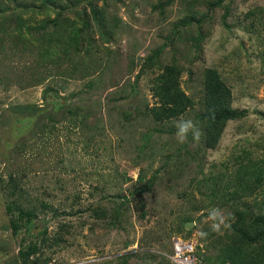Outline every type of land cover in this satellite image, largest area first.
<instances>
[{
	"label": "rangeland",
	"instance_id": "1",
	"mask_svg": "<svg viewBox=\"0 0 264 264\" xmlns=\"http://www.w3.org/2000/svg\"><path fill=\"white\" fill-rule=\"evenodd\" d=\"M29 1L0 0V264H21L20 253L40 243L49 264H170L174 239L189 242L200 264H221L234 211L264 209V0H93L114 28L111 39L89 17L79 55L54 56V67L38 65L41 49L25 53L12 34L18 15L56 31L57 13L25 12ZM81 16L60 19L71 24L62 25L61 38L83 27ZM160 47V67L181 68L191 105L156 122L152 87L160 68L145 61ZM207 69L231 89L232 108L247 112L226 124L213 150L200 119ZM16 105L34 113L16 117ZM188 120L200 134L194 139L190 129L181 143L177 133ZM140 187L145 192L137 194ZM36 194L69 213L43 212ZM26 198L37 218L16 235V212L6 207L30 209ZM212 210L224 219L219 231L211 228L219 222ZM250 250L263 252L261 245Z\"/></svg>",
	"mask_w": 264,
	"mask_h": 264
},
{
	"label": "trees",
	"instance_id": "2",
	"mask_svg": "<svg viewBox=\"0 0 264 264\" xmlns=\"http://www.w3.org/2000/svg\"><path fill=\"white\" fill-rule=\"evenodd\" d=\"M38 4H34L33 1H29L26 4L27 11L36 12L35 10L43 8V13L48 15L49 11H54L57 13V17L54 20H51V25L55 27L56 31L54 33L45 32L47 28V23L45 20L31 21L29 17L21 18L17 16V25L12 32L16 34V44L23 43L25 53H29L32 50V47L41 49L37 52H41L38 56L41 60L38 61V65L47 61V64H51L53 67L56 66L54 61V56H59L60 60L67 56L69 51L75 53L78 56L80 50L79 47L82 44L79 43V38H81V33L84 32V28L89 27L88 18L96 23L99 28V32L102 33V38L109 41L111 36L114 33V28L109 29L107 25V20L104 16V13L96 5H94L93 0H81L82 3L86 5V8L91 12V16H87V9L84 12L78 10V1L76 0H60L56 5V2L53 0H35ZM79 1V3L81 2ZM221 1H216L209 5L211 9L219 7ZM5 9L0 10V16H4L6 13ZM79 12L81 16V22L83 27L78 29H72L71 32L67 33L65 37L61 38L63 28L70 27L71 24L65 22L66 13ZM194 17L185 19L183 25H191L193 23ZM37 22V23H36ZM199 23V19L195 21ZM75 26V25H74ZM83 28V29H82ZM39 35H35L39 31ZM74 33V34H73ZM73 34V35H72ZM4 34H0V43L4 38ZM26 38V39H25ZM65 39L59 44V48H56L61 40ZM82 39V38H81ZM44 40H47V44L44 43ZM36 43H39L36 44ZM55 44V50L49 51L47 45ZM63 44V45H62ZM196 48L199 44V40L195 42ZM62 45V46H61ZM76 45V46H74ZM28 46V47H27ZM61 46V47H60ZM60 53H58L59 51ZM163 53V47H160L157 50H154L150 56L146 58V66L148 68L157 66L160 68L159 73L156 75L154 80V85L152 87V97L155 100L153 107L151 108V113L153 119L156 122L170 121L176 119L183 115L191 105L190 98L185 94V92L180 87V78L182 75V70L177 65H164L160 67V58ZM27 72L32 74V69L28 67ZM32 75L29 77V79ZM32 81V80H30ZM204 90H205V100H204V111L202 112L200 119L204 125V140L205 146L207 149L213 150L218 145L222 133L226 127V124L229 121L236 120L245 116L246 111H238L232 108V93L231 89L224 83L221 79L218 72L214 69H207L204 73ZM52 90L47 88L45 94L50 98ZM55 98L53 102H55ZM34 113V108L31 106H20L16 105L13 109L12 114L16 117L21 115H31ZM140 179V178H139ZM140 181V180H139ZM11 183H14L16 190L21 188L18 187V182L15 183L13 179ZM137 194L140 192H145V190L140 187L135 190ZM14 195V191H9L8 197L11 198ZM16 195V194H15ZM38 194H36L35 201L39 203L40 208L43 212L52 211L53 215L63 214L66 215L67 212L65 209H56L53 210L52 206L42 201ZM26 206H31L24 208L16 202L9 203L7 205L8 212H16V221L12 223V232L13 234L19 232L21 229L28 230L29 227L33 224L34 220L37 218V215L34 209L37 207L34 205V201L30 198H26ZM98 215V214H97ZM235 218V219H234ZM234 219V220H233ZM188 220V219H187ZM231 225V234L228 237V242L222 247L220 251V261L221 264H264V209L258 211L257 213H252L248 208L236 209L234 211V216L232 218ZM231 221V222H232ZM44 234V233H43ZM44 241V240H43ZM46 242V241H45ZM261 245L262 253L255 255L250 250ZM42 248L44 245L28 247L27 251L20 253L21 264H49L51 261L49 257H44L42 254ZM197 254V253H196ZM41 256V257H40ZM198 258L199 257L198 253ZM218 262V261H217ZM219 264V263H217Z\"/></svg>",
	"mask_w": 264,
	"mask_h": 264
},
{
	"label": "built area",
	"instance_id": "3",
	"mask_svg": "<svg viewBox=\"0 0 264 264\" xmlns=\"http://www.w3.org/2000/svg\"><path fill=\"white\" fill-rule=\"evenodd\" d=\"M170 264H200L201 260L189 242L181 239L172 241V253L168 256Z\"/></svg>",
	"mask_w": 264,
	"mask_h": 264
},
{
	"label": "clouds",
	"instance_id": "4",
	"mask_svg": "<svg viewBox=\"0 0 264 264\" xmlns=\"http://www.w3.org/2000/svg\"><path fill=\"white\" fill-rule=\"evenodd\" d=\"M190 129H194L192 131L194 139H197L199 137V134H200L199 129L196 127V125L191 120H188L185 123V125L181 128L180 133H177L178 137L180 138L181 143L186 142L187 133L189 132ZM211 217L213 219H216L219 217V222L213 223L211 225V228L213 231H219L221 224L224 223V219L222 217H220V213L218 210H212ZM225 226H227V225L225 224ZM171 252H172V248H171Z\"/></svg>",
	"mask_w": 264,
	"mask_h": 264
}]
</instances>
